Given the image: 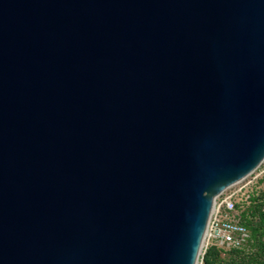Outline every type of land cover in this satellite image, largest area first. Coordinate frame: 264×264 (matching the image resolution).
I'll return each instance as SVG.
<instances>
[{"label":"water","instance_id":"obj_1","mask_svg":"<svg viewBox=\"0 0 264 264\" xmlns=\"http://www.w3.org/2000/svg\"><path fill=\"white\" fill-rule=\"evenodd\" d=\"M264 159V0H0V264H196Z\"/></svg>","mask_w":264,"mask_h":264},{"label":"rangeland","instance_id":"obj_2","mask_svg":"<svg viewBox=\"0 0 264 264\" xmlns=\"http://www.w3.org/2000/svg\"><path fill=\"white\" fill-rule=\"evenodd\" d=\"M229 195L235 202V218L249 230V240L241 249L229 250L205 236L196 264H264V159L215 197L214 205Z\"/></svg>","mask_w":264,"mask_h":264},{"label":"built area","instance_id":"obj_3","mask_svg":"<svg viewBox=\"0 0 264 264\" xmlns=\"http://www.w3.org/2000/svg\"><path fill=\"white\" fill-rule=\"evenodd\" d=\"M235 212L232 195L224 196L219 203L213 205L205 235L219 241L229 250L241 249L249 240V230L235 218Z\"/></svg>","mask_w":264,"mask_h":264}]
</instances>
